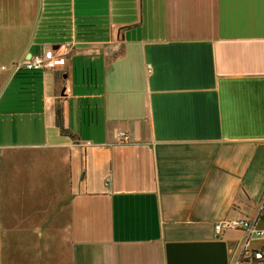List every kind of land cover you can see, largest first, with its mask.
I'll use <instances>...</instances> for the list:
<instances>
[{
    "label": "crops",
    "instance_id": "0c3cea01",
    "mask_svg": "<svg viewBox=\"0 0 264 264\" xmlns=\"http://www.w3.org/2000/svg\"><path fill=\"white\" fill-rule=\"evenodd\" d=\"M260 206L264 0H0V264H252Z\"/></svg>",
    "mask_w": 264,
    "mask_h": 264
},
{
    "label": "built area",
    "instance_id": "2783aa9c",
    "mask_svg": "<svg viewBox=\"0 0 264 264\" xmlns=\"http://www.w3.org/2000/svg\"><path fill=\"white\" fill-rule=\"evenodd\" d=\"M63 63V57L55 55L52 50H46L40 55H36L27 60L24 64L17 68H23L27 71H49L55 70L60 64ZM118 136L122 139H126V135L123 132H119ZM259 218H264V206L259 207ZM214 230L217 233L226 230H241L243 232L242 237L244 241L249 240L251 237H264V229H258L256 227V221L250 219H232V220H223L214 225ZM245 246H242V249ZM262 252L254 251L251 254V258L255 261L262 260Z\"/></svg>",
    "mask_w": 264,
    "mask_h": 264
},
{
    "label": "rangeland",
    "instance_id": "374dc122",
    "mask_svg": "<svg viewBox=\"0 0 264 264\" xmlns=\"http://www.w3.org/2000/svg\"><path fill=\"white\" fill-rule=\"evenodd\" d=\"M46 184L40 181L38 192L40 194V197H46Z\"/></svg>",
    "mask_w": 264,
    "mask_h": 264
},
{
    "label": "trees",
    "instance_id": "16d2710c",
    "mask_svg": "<svg viewBox=\"0 0 264 264\" xmlns=\"http://www.w3.org/2000/svg\"><path fill=\"white\" fill-rule=\"evenodd\" d=\"M21 70L22 71H26V72H36V71H27V70H25V69H23V68H21ZM57 124H58V126H59V118L57 117ZM262 252V260L261 261H255V260H253L252 259V264H264V251L262 250L261 251Z\"/></svg>",
    "mask_w": 264,
    "mask_h": 264
}]
</instances>
